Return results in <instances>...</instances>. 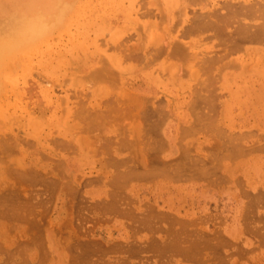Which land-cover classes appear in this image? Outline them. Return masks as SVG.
Here are the masks:
<instances>
[{"label": "rangeland", "instance_id": "1", "mask_svg": "<svg viewBox=\"0 0 264 264\" xmlns=\"http://www.w3.org/2000/svg\"><path fill=\"white\" fill-rule=\"evenodd\" d=\"M64 1L0 65V264H264V0Z\"/></svg>", "mask_w": 264, "mask_h": 264}, {"label": "bare ground", "instance_id": "2", "mask_svg": "<svg viewBox=\"0 0 264 264\" xmlns=\"http://www.w3.org/2000/svg\"><path fill=\"white\" fill-rule=\"evenodd\" d=\"M256 1V0H255ZM249 2V1H248ZM263 2V1H262ZM146 3V2H145ZM246 3V0H244ZM252 3V2H250ZM255 3V2H254ZM172 4V3H171ZM243 5V2L241 3ZM69 3L64 0H0V65L13 59L11 54L20 49L32 48L33 54H48L54 56L53 45L40 44L49 33H51L60 23L63 15L69 7ZM204 5V4H203ZM245 5V4H244ZM253 5V4H252ZM251 6V5H250ZM248 6V7H250ZM169 7V6H168ZM184 7V6H183ZM204 7V6H203ZM252 7V6H251ZM254 7V6H253ZM252 7V8H253ZM135 8V7H134ZM170 9V8H169ZM243 9V8H242ZM249 9V8H248ZM129 10H131L129 8ZM126 11V10H125ZM136 13V12H135ZM248 13V12H247ZM251 13V12H250ZM252 14V13H251ZM258 14V13H257ZM104 15V14H103ZM131 15V14H130ZM254 15V13H253ZM252 17V16H251ZM264 17V16H263ZM128 18V15H127ZM143 19V18H142ZM152 20V19H151ZM228 21V20H227ZM237 21V20H236ZM135 23V22H134ZM262 23V22H261ZM129 24V23H128ZM158 24V23H157ZM259 24V23H258ZM257 24V25H258ZM264 24V23H263ZM88 26V25H87ZM252 26V25H251ZM264 26V25H263ZM146 27V26H145ZM254 27V26H253ZM257 27V26H256ZM84 28V27H83ZM143 28V27H142ZM259 28V26L257 27ZM144 29V28H143ZM256 29V28H255ZM65 30V29H64ZM264 30V29H263ZM228 31V30H227ZM262 31V29H261ZM144 32V31H143ZM149 32V31H148ZM159 32V31H158ZM163 32V31H162ZM166 33V32H165ZM228 33V32H227ZM168 34V33H167ZM62 35V34H60ZM157 36V35H156ZM197 36V35H196ZM163 37V36H162ZM199 37V36H198ZM41 38V39H40ZM116 38V36H115ZM114 38V39H115ZM155 38V37H154ZM261 39V38H260ZM53 40V39H52ZM51 41V40H50ZM110 41V40H109ZM112 41V40H111ZM115 41V40H114ZM156 41V40H155ZM47 42V41H46ZM160 42V41H159ZM196 42V41H195ZM110 43V42H109ZM145 43V42H144ZM166 43V42H165ZM226 43V42H225ZM262 44V43H261ZM260 44V45H261ZM83 45V44H82ZM142 45V44H141ZM190 45V44H189ZM143 46V45H142ZM66 47V46H65ZM80 49V48H79ZM83 49V48H82ZM86 49V48H85ZM84 50V49H83ZM82 50V51H83ZM51 51V52H50ZM142 51V50H141ZM80 52V51H79ZM87 52V50H86ZM109 52V51H108ZM84 53V52H83ZM145 53V52H144ZM236 53V52H235ZM31 55V54H30ZM41 55V54H40ZM47 55V56H48ZM232 55V54H231ZM59 56V55H58ZM92 56V55H91ZM39 56H36V58ZM203 57V56H202ZM34 58V57H33ZM227 58V57H226ZM261 58V57H260ZM42 59V58H41ZM121 59V58H120ZM237 59V58H236ZM26 60V59H25ZM47 60V61H48ZM56 61V57H54ZM152 60V59H151ZM122 61V60H121ZM153 61V60H152ZM32 62V61H31ZM30 62V64H31ZM49 62V61H48ZM53 62V61H52ZM109 62V61H108ZM50 63V62H49ZM124 63V62H123ZM25 64V63H24ZM28 64V63H26ZM51 64V63H50ZM130 64V63H129ZM133 64V63H132ZM141 64V63H140ZM153 64V63H152ZM233 64V63H232ZM112 65V64H111ZM29 66V65H28ZM33 66V65H32ZM48 66V65H47ZM136 66V65H135ZM23 67V65H22ZM63 67V66H62ZM168 67V66H167ZM259 67V66H258ZM31 68V67H30ZM147 68V67H146ZM29 69L28 67L26 70ZM32 70V69H31ZM48 70V68H47ZM144 70V69H142ZM170 70V69H169ZM1 71V69H0ZM28 71V70H27ZM115 71V70H114ZM219 71V70H218ZM5 73V72H4ZM2 73V74H4ZM8 73V72H7ZM66 73V72H65ZM74 73V72H73ZM126 73V72H125ZM1 74V75H2ZM6 74V73H5ZM4 74V77H5ZM29 74V73H27ZM264 74V73H263ZM26 75V74H25ZM78 74H76L77 76ZM156 75V73H155ZM75 76V77H76ZM72 77V76H70ZM6 78V77H5ZM175 78V77H174ZM70 79V78H69ZM1 85V83H0ZM88 85V84H87ZM103 88V87H102ZM106 90V89H105ZM61 98V97H60ZM64 99V98H63ZM63 99L61 101H63ZM5 102V101H4ZM61 104H64L63 102ZM63 106V105H62ZM86 106V104H85ZM155 107V106H154ZM220 111V110H219ZM221 112V111H220ZM63 113V112H62ZM47 119V118H46ZM72 120V119H71ZM11 121V120H10ZM20 121V120H19ZM36 121V120H35ZM31 124L36 122L30 121ZM129 122V121H128ZM18 123V122H17ZM16 123V124H17ZM20 125V123H19ZM36 125V124H35ZM34 125V127H36ZM17 127V126H16ZM39 127V126H38ZM46 127V126H45ZM12 128V127H11ZM6 129V128H5ZM131 134V133H130ZM4 136V135H3ZM21 136V135H20ZM17 138V137H16ZM11 140V139H9ZM13 140V139H12ZM18 140V139H17ZM79 140V139H78ZM18 142V141H17ZM25 142V141H24ZM48 143V142H47ZM74 145V144H73ZM16 147V146H15ZM87 147V146H86ZM87 149V148H86ZM21 154V153H19ZM16 156V155H15ZM14 157V156H13ZM6 159V158H5ZM16 160H14L15 162ZM5 162V161H4ZM16 163V162H15ZM62 174V173H61Z\"/></svg>", "mask_w": 264, "mask_h": 264}]
</instances>
